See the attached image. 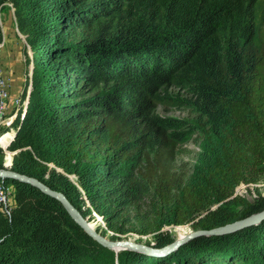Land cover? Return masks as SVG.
Here are the masks:
<instances>
[{"label":"trees","instance_id":"obj_1","mask_svg":"<svg viewBox=\"0 0 264 264\" xmlns=\"http://www.w3.org/2000/svg\"><path fill=\"white\" fill-rule=\"evenodd\" d=\"M6 1L33 65L8 144L12 170L63 192L84 217L102 216L114 239L154 234L158 247L174 240L158 234L164 224L211 229L264 210V196L233 208L236 186L264 176V0H0V11ZM167 85L194 93L195 123L216 120L213 136L227 137L221 122L232 128L188 182L175 165L183 122L151 112ZM5 154L0 145V168ZM0 183L15 201L10 215L0 210V264H264V220L164 257H116L55 198Z\"/></svg>","mask_w":264,"mask_h":264},{"label":"rangeland","instance_id":"obj_2","mask_svg":"<svg viewBox=\"0 0 264 264\" xmlns=\"http://www.w3.org/2000/svg\"><path fill=\"white\" fill-rule=\"evenodd\" d=\"M0 29L2 32L1 33L2 41H0V53L2 55V56L0 55L1 56L0 68L2 69L3 74L6 76L7 80L9 81V85L11 82V78L8 73H10V75L12 74L14 75L15 81H17L18 78L21 80L24 90L26 86V79L28 76L31 75L30 69L32 64L29 67H27L26 65V57L24 52L26 39L25 36L19 32L16 26L12 4L8 1H6L3 4V9H1L0 11ZM27 51L29 52L30 55H32V50L30 47H28ZM205 69L206 71H210L212 68L207 66L205 67ZM87 75H89V73ZM192 81L193 83H196L195 86L198 87L200 82L197 81V78H193ZM13 87L11 88V90L14 91ZM94 88L99 90V95H98L99 99L102 98V95L104 94L106 88L103 85L98 87L95 86ZM30 89H31V85H29L28 92L30 91ZM95 89L88 90V94H87L88 99H95V98L98 99V97L95 96L96 95ZM134 89L138 90V87H135ZM91 91L92 93H90ZM164 94L168 97V100L152 101L150 103L151 112L153 111L156 115L162 118H167V119L174 118L177 120H181L183 122L180 128L174 130L176 132L183 133L181 137L178 138L177 141L179 144L180 152L178 153V157L175 165H176V171H178L183 175H186V181L188 182L191 179L196 178L198 174L197 171L202 170L204 163L206 164L209 163V159L207 158V155L208 153L212 154L215 152L216 149L215 147H217L216 146L217 143H220V139L223 138H225V140L227 138H230V140L232 139L231 137L232 128L228 126L226 123L221 122L219 125L221 126V129H223V131H227V135H224L227 137H222L221 135L220 137L213 136L214 133L215 134L218 133L216 120H211V121L208 120L206 124L202 126H198V124L195 123L196 115H199V112L194 111L193 106L190 105L192 103L191 100L192 99L194 100L193 97L194 93H192L190 90H182L177 85H167L165 86ZM17 99H21V95L15 99L14 103H16ZM13 153L14 152H12V154ZM12 154L11 153L5 154V163H7L6 160L7 157L9 155L12 156ZM12 161H13V156H12ZM12 161H11V166H12ZM71 178L76 182L77 177L75 175H72ZM6 196L8 199V202H6L7 207L11 209L12 206H14L15 204L13 188H10L6 192ZM234 196H239L242 199L241 203L234 204L233 206L234 210L237 213L241 214V212H243L244 209L246 208L247 203H252L260 196H264V176L261 178L259 182L254 184H246V183L239 184L235 188ZM219 204L220 203L212 204L211 209L218 207ZM3 209H4L3 212L5 214L7 215L11 214V213H7L6 211L7 209H5V207H3ZM92 215L93 216L86 217L87 221L90 222V225L91 223H93L94 229L99 231L100 234L105 238L109 240H133L138 243H144L145 245L153 247L155 249H163L167 245L173 243L179 237H182L192 232L193 230L205 229V228L195 229L192 224L193 222L191 221L186 224H175V223L164 224V226L158 231L159 233L158 232L157 233L158 234L167 233V235H169V237H171L174 240L169 244H166L162 247H158L156 246V236L154 234L141 236L139 234H136L135 232H129L125 235H120L121 236L120 239H114V236L117 235L116 233L108 230L105 219L98 214H92ZM192 239H190L189 241H191ZM189 241L185 242L183 245L187 244ZM183 245L178 247L175 251H177ZM108 249L114 251L115 253L114 256L116 257L117 255L120 254V252L124 250H131V249L116 250L111 248ZM131 251H135V250H131ZM169 254L171 253H167L161 256L160 255H149V256L164 257ZM114 263L119 264L120 261L116 259L114 260Z\"/></svg>","mask_w":264,"mask_h":264},{"label":"water","instance_id":"obj_3","mask_svg":"<svg viewBox=\"0 0 264 264\" xmlns=\"http://www.w3.org/2000/svg\"><path fill=\"white\" fill-rule=\"evenodd\" d=\"M1 30H0V37H1ZM33 65L30 69V74L32 75ZM30 75V76H31ZM29 96V95H28ZM14 154V153H13ZM5 166V165H4ZM0 177L2 178H13L20 180L22 182L31 184L37 188H39L45 194L55 198L58 200L67 213L74 219L83 229L86 231L94 240H96L99 244L106 248L121 250V249H131L138 252H142L147 255H165L167 253L174 252L178 247L183 245L185 242L189 241L192 238L198 236H210V235H220V234H227L239 229L258 224L264 220V210L258 213H255L249 217L239 219L233 221L231 223L217 226L211 229H197L193 230L192 232L179 237L173 243L167 245L163 249H155L150 246L145 245L144 243H138L133 240H109L102 236L99 231L94 229L90 225V222L87 221L86 217L82 215L80 210L72 204V202L68 199V197L61 191H57L49 187L46 183L39 180L36 177H31L26 174H22L12 170L11 168L4 167L0 168Z\"/></svg>","mask_w":264,"mask_h":264},{"label":"built area","instance_id":"obj_4","mask_svg":"<svg viewBox=\"0 0 264 264\" xmlns=\"http://www.w3.org/2000/svg\"><path fill=\"white\" fill-rule=\"evenodd\" d=\"M10 99L11 95L9 81L0 68V128H4V131L0 134V145L6 153L12 154L11 151H8V144L13 138L16 130V128L13 126L14 121L20 110H23V114L26 112L29 96H27L23 101L17 99L12 109L9 108ZM4 165L8 168L11 167V163H4ZM9 189L10 188L5 189L0 183V209L3 211V207H5V209H7V213H11V209L7 207L6 204V202H8L6 192Z\"/></svg>","mask_w":264,"mask_h":264},{"label":"crops","instance_id":"obj_5","mask_svg":"<svg viewBox=\"0 0 264 264\" xmlns=\"http://www.w3.org/2000/svg\"><path fill=\"white\" fill-rule=\"evenodd\" d=\"M0 55H1V53H0ZM1 56H0V59H1ZM6 73H8V72H6ZM8 74H9V76L11 78V82H10L11 99H10V104H9V108L11 109V108L14 107L13 105H14L15 99L18 98L21 95L22 90H23V86H22L21 80L19 78H18L17 81H15L14 75L13 74L10 75V73H8ZM19 85H20V87H19ZM12 87H13L14 91L11 90Z\"/></svg>","mask_w":264,"mask_h":264},{"label":"bare ground","instance_id":"obj_6","mask_svg":"<svg viewBox=\"0 0 264 264\" xmlns=\"http://www.w3.org/2000/svg\"><path fill=\"white\" fill-rule=\"evenodd\" d=\"M92 226V225H91ZM92 227H94V226H92ZM153 248V247H152Z\"/></svg>","mask_w":264,"mask_h":264}]
</instances>
